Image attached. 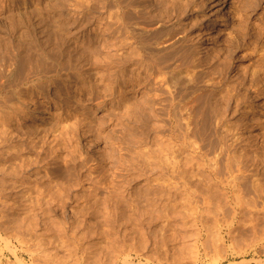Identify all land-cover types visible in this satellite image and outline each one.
Listing matches in <instances>:
<instances>
[{
    "label": "rangeland",
    "instance_id": "rangeland-1",
    "mask_svg": "<svg viewBox=\"0 0 264 264\" xmlns=\"http://www.w3.org/2000/svg\"><path fill=\"white\" fill-rule=\"evenodd\" d=\"M218 1L0 0V264H264V0Z\"/></svg>",
    "mask_w": 264,
    "mask_h": 264
},
{
    "label": "bare ground",
    "instance_id": "bare-ground-1",
    "mask_svg": "<svg viewBox=\"0 0 264 264\" xmlns=\"http://www.w3.org/2000/svg\"><path fill=\"white\" fill-rule=\"evenodd\" d=\"M221 6L222 5L219 3L218 0L217 1L213 0V4L211 5V7L209 9V13H208V15L206 14L207 20L209 21L210 26L212 28H216L222 22L223 13H222Z\"/></svg>",
    "mask_w": 264,
    "mask_h": 264
}]
</instances>
